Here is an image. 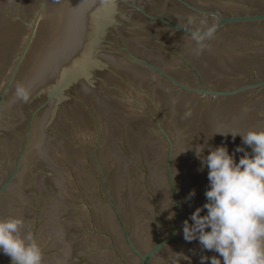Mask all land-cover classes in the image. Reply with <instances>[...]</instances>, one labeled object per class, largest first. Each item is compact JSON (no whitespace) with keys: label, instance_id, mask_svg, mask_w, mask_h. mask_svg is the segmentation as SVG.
I'll return each mask as SVG.
<instances>
[{"label":"water","instance_id":"water-1","mask_svg":"<svg viewBox=\"0 0 264 264\" xmlns=\"http://www.w3.org/2000/svg\"><path fill=\"white\" fill-rule=\"evenodd\" d=\"M189 16L216 24L198 53ZM249 130H264V0H0V219L23 220L42 264L218 255L182 238L207 186L185 150L232 153L240 137L213 134Z\"/></svg>","mask_w":264,"mask_h":264},{"label":"clouds","instance_id":"clouds-1","mask_svg":"<svg viewBox=\"0 0 264 264\" xmlns=\"http://www.w3.org/2000/svg\"><path fill=\"white\" fill-rule=\"evenodd\" d=\"M194 22V17L189 16L186 27L182 28L190 33L196 46L194 51L198 53L214 38L216 24L203 27L207 21L201 19L202 27L189 31ZM16 93L27 100L23 87L18 86ZM216 134L230 135L233 140L239 136L241 144L250 151L236 146L229 153L226 145L212 148L207 140L185 150L193 151L199 160L197 171L207 169V186L206 203L196 207L182 222V238L185 242L196 240L201 250L218 254L201 255L199 264H264V130L243 134L217 131L213 135ZM237 154L241 155L237 158ZM194 196L193 189L185 201ZM173 215L170 213L168 218ZM23 226L19 218L0 219V253L10 258L11 264H42V250L30 231L21 235Z\"/></svg>","mask_w":264,"mask_h":264}]
</instances>
